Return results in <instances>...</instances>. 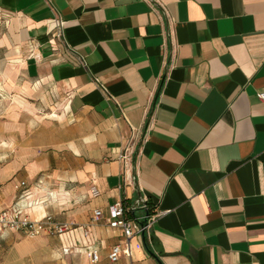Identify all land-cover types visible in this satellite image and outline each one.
Instances as JSON below:
<instances>
[{
	"label": "crops",
	"instance_id": "crops-1",
	"mask_svg": "<svg viewBox=\"0 0 264 264\" xmlns=\"http://www.w3.org/2000/svg\"><path fill=\"white\" fill-rule=\"evenodd\" d=\"M0 18L23 101L0 118V200L74 224L0 232V264H264V0H0ZM122 200L156 222L111 262Z\"/></svg>",
	"mask_w": 264,
	"mask_h": 264
},
{
	"label": "built area",
	"instance_id": "built-area-1",
	"mask_svg": "<svg viewBox=\"0 0 264 264\" xmlns=\"http://www.w3.org/2000/svg\"><path fill=\"white\" fill-rule=\"evenodd\" d=\"M55 27L58 36L64 38V21L61 18L55 20ZM82 63L86 64L84 58H80ZM264 101V91L259 94ZM138 132L133 129L131 137L124 143L120 160L123 164L124 171L127 174L133 166L134 154L138 146ZM26 182L16 185V188H22ZM24 197V195H22ZM135 207L122 200L113 204L109 211V226L121 229L125 235V241L114 245L109 253L111 262H117L123 257L134 259L135 249L133 246V238L136 235L149 233L156 222V215L147 214L139 221L141 225L136 227L137 219L133 216ZM104 213L98 209L95 211L93 221H99ZM74 228L71 222L58 221L53 215H47L42 219H32L26 211V204L22 200L16 202L12 206H6L0 200V232L4 230L22 231L31 237L40 235H60ZM92 263H96L101 259L100 248L97 244H91L86 247ZM66 252L68 249L65 250Z\"/></svg>",
	"mask_w": 264,
	"mask_h": 264
},
{
	"label": "rangeland",
	"instance_id": "rangeland-1",
	"mask_svg": "<svg viewBox=\"0 0 264 264\" xmlns=\"http://www.w3.org/2000/svg\"><path fill=\"white\" fill-rule=\"evenodd\" d=\"M1 21V18H0ZM11 91H9L4 82L0 83V118H3L7 115L5 112V108H17L21 106L23 108L22 98H18L13 96ZM26 103V102H25ZM27 104V103H26Z\"/></svg>",
	"mask_w": 264,
	"mask_h": 264
},
{
	"label": "clouds",
	"instance_id": "clouds-1",
	"mask_svg": "<svg viewBox=\"0 0 264 264\" xmlns=\"http://www.w3.org/2000/svg\"><path fill=\"white\" fill-rule=\"evenodd\" d=\"M38 86V85H37ZM3 147H11V145H8V144H3L2 145ZM79 153L77 152V155H78ZM0 159H3V157H0ZM50 195H52V197H53V199H55V197H56V193H50ZM34 210H36V211H39V212H43V209L42 208H39V207H37L36 209H34Z\"/></svg>",
	"mask_w": 264,
	"mask_h": 264
},
{
	"label": "water",
	"instance_id": "water-1",
	"mask_svg": "<svg viewBox=\"0 0 264 264\" xmlns=\"http://www.w3.org/2000/svg\"><path fill=\"white\" fill-rule=\"evenodd\" d=\"M140 201H142V196L140 198ZM144 238H146V233L143 234ZM147 245V244H146ZM152 253V252H151Z\"/></svg>",
	"mask_w": 264,
	"mask_h": 264
}]
</instances>
